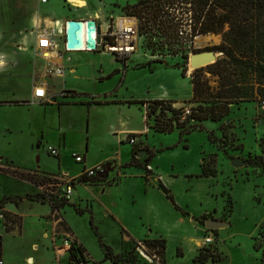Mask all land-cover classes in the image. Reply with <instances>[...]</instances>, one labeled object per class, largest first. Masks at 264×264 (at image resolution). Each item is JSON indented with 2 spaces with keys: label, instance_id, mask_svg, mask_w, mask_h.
<instances>
[{
  "label": "rangeland",
  "instance_id": "rangeland-1",
  "mask_svg": "<svg viewBox=\"0 0 264 264\" xmlns=\"http://www.w3.org/2000/svg\"><path fill=\"white\" fill-rule=\"evenodd\" d=\"M40 1L0 0L1 25L9 27L12 23L15 27H20L23 23L29 22L23 33L27 35V40H30L51 31V28L61 30L65 19L69 21L88 18L100 24L108 20L112 24L119 18H125L126 6L136 4L138 0H83L86 5L82 9H75L69 0H47L46 4H41ZM174 1L182 3V0ZM35 17L39 19L37 25L30 28L32 20V24H35ZM15 27L13 26V29ZM227 28L225 27V30ZM221 41V34L199 36L192 50H187L188 57L193 54L192 51L208 52L209 48L220 45ZM152 42L156 43L155 40ZM54 43L57 45L56 51L62 54L60 64L66 71L64 76L48 78L51 79V85L55 90L67 88L77 91L78 94L86 93L80 96H102L119 83V76L104 83L96 79L100 71L112 72L116 66L109 53L104 56L101 49L97 53L91 50L64 52V35L59 33L55 34ZM137 43V50L133 55L134 62L130 65L132 72L129 75V85L120 88L119 99L148 100L167 88H173L180 91L182 96H186L190 78L195 71L193 69L189 72L188 61L181 56H174L162 63L165 66L152 63V71L151 67L137 68L138 65H149L147 62L151 60L148 57L150 52L153 54L147 39L139 35ZM153 48L157 50V45ZM29 51L33 59L37 60L36 64L40 71L45 70L47 60L42 58L34 47ZM158 54L162 55L160 52ZM217 56L222 58V54L218 53ZM183 68H186L185 76ZM69 70L71 72H68ZM205 76L211 81V86H217L215 78L208 73H205ZM5 77L0 75V81ZM22 81L24 84V78ZM9 88L0 85V100L10 99L14 94L20 95L24 90L23 87L18 90ZM57 97H61L60 90ZM185 104L186 102H183L182 106ZM144 108L148 112L149 105L146 104ZM102 110L97 109L93 114L91 126L116 123L119 122L118 118L122 117L121 121L126 122L130 128H146L145 110L141 105H134L129 111ZM13 111H7L5 115L23 117L26 114L23 109L20 110L22 112ZM81 113L82 111L77 109L74 116L73 114L69 116L67 123L61 124L62 130H59L56 122L57 108L54 102H51V109L45 121L29 124L21 130H16L11 137H7V141L11 143L10 148L7 145L6 149L1 146L5 142L4 138L0 137L2 143L0 153L4 151L8 161H12L15 166L25 168L41 166V171L58 175L61 173L58 160L49 154L48 149L62 145L61 171L65 168L69 172L65 180H70L79 175L83 167L82 164L75 162L72 155L81 152V146L85 145L86 138H89ZM5 115L0 109V116ZM179 122H183V119ZM68 125L71 126L70 129ZM147 136V139L143 136L140 140L141 143L148 145L150 151L146 147L133 148L129 143L126 145L119 143V146L116 143H109L103 151L100 150L101 144L99 145L102 138L95 133L90 137L91 142L95 143L90 149L89 158L92 163L107 159L106 166L111 165L108 180H112L117 178L118 165L122 163L121 161L132 158L130 150L133 148L135 157L133 156L132 164H142L144 167L145 162L150 160L149 165L153 167L155 173L166 178V185L170 187L169 194L178 209L158 184H148L146 178L132 181L133 184L130 186L132 188L126 187L121 193L119 192L123 189L121 187L112 185L113 187L108 189L106 184L90 185L79 182L77 178L73 196L59 210V217L62 220L50 217L51 222L57 223L54 229L57 233L56 239L53 240L54 244L62 246L63 238L62 240L60 238L73 232L86 250L89 264H123L105 260L101 242L109 247L115 256L128 257L130 264H264V152L259 147V142L264 136V107L260 101L231 105L229 115L221 122L204 121L200 124L190 121L182 132L176 127L170 133H156L149 129ZM115 150L119 151V157L111 159ZM203 158H206V162L211 160L207 169L214 170L215 176L200 177ZM236 159L243 164L234 166ZM109 160L111 161L108 162ZM140 171L144 174V168L134 166L127 172L130 175ZM56 175L40 179L41 186L47 189L45 193L58 201L67 181H61ZM27 189L28 186L16 181H12L9 188L0 182V194L25 195L28 193ZM122 194H126L127 203L121 198ZM141 199L145 202L142 206H148L151 202L162 207L163 234L168 241L165 256L159 249L145 245L144 241L130 243L122 233L117 216L127 215L132 216L129 220L133 222L129 229L135 239L145 238L150 234L149 229L143 225L144 220L139 219L142 211L139 204ZM47 209V205L30 206L27 201H23L20 207L24 217L23 234L15 231L4 232L3 237H0V258L4 253L6 264H27L28 256L34 258V264H58L53 253V243L50 244L43 237L45 231H50L47 221L40 218L45 215ZM180 215L185 216L184 223L177 221ZM13 220V217L9 220L7 218L3 224L4 228L11 231L18 227L20 231L21 224ZM211 220L221 223L222 226L207 229L206 222ZM206 235L213 238V243L208 247L202 245ZM33 244L38 245L37 251L32 249ZM46 248H49L51 253H48ZM199 253L215 257L216 262H213L212 258L193 262Z\"/></svg>",
  "mask_w": 264,
  "mask_h": 264
},
{
  "label": "crops",
  "instance_id": "crops-1",
  "mask_svg": "<svg viewBox=\"0 0 264 264\" xmlns=\"http://www.w3.org/2000/svg\"><path fill=\"white\" fill-rule=\"evenodd\" d=\"M87 2V1H86ZM86 9V8H85ZM83 9V10H85ZM77 11H81V10H77ZM37 20H39L38 18L35 17V24H31L29 25L30 28L34 27L37 25ZM56 20V19H55ZM68 19L63 20L62 22V28L64 23L66 24V21ZM83 20H89L88 18H84ZM108 22V20H105L101 25H106V23ZM11 26L9 27H3V25H1L0 23V75H5L6 77L3 78L0 81V85H3L6 87H10L11 88H17L16 90H18L19 88L23 87V93L22 94H14L13 97H11L10 99H2L0 100V109L1 112L4 113V115L6 114L7 111H12L17 113L22 112L20 111L21 109L24 110V113H26L23 117L21 116H11V115H5L3 117L0 116V137L4 138V145H1L2 143H0V145L6 149L7 146L8 148H10L11 143H9V141H7V137H11L13 134L16 133V130H21L23 127L29 125V124H38L41 121H45L46 120V116L48 115L50 109H51V102H54V105H56L57 108V115H56V122L57 125L59 127V130H62V123L65 124L67 123V120L69 118L70 115L74 116V113L77 109H80L82 111L81 113V119L84 121V125L86 124V135L89 136V138H86V142L85 145L81 146V152H77V154L81 155L83 157V162L82 163H77V164H82V171L79 175H76L74 178L72 179H76L79 178L82 174V172L85 169L88 168H93L97 165L100 164H104L106 165L107 159L106 160H99L95 163H92V161L89 158V153H90V149L94 146V141L91 142L90 137L93 136V134L96 133V135H99L102 140L99 143L100 146V150H105L108 147L109 143H116L117 145L120 143L122 145H126L128 144L126 142V138L129 134H137L140 137L145 136L146 139L148 138V133H149V128L146 125V128L144 129H135V128H130L127 126V123L122 120V117L118 118L119 122L116 123H110L107 125H101V126H91L92 122L91 119L93 118V114L97 111V109H109V110H113L116 111L117 109H124V110H131V107L134 105H140V104H130V102L132 101H165L168 102L172 107L174 108H181L182 103L186 102L185 106H191V104L189 103V101L192 98L193 95V85L191 82V78H190V84L188 86V94L186 96H182L180 94V91H177L173 88L171 89H166L165 91H159V93L153 97H151V99L148 100H134V99H119V90L120 88H122L123 86H127L129 85L128 80H129V75L132 72V70H130V65L134 62L133 61V56L132 59L130 61V63L128 64V66L125 67V65L119 61H117L114 56L112 54L111 57L114 59V61L116 62V66L114 67L112 72H102L100 71L97 75H96V79L98 81L101 82H105L107 80H113V78H115V76H119V83L117 84V86L112 87L108 92L104 93L102 96L98 95V96H90V95H84V96H80L81 94H86V93H79L76 91H73L72 89H67V88H61L59 89L61 91V97H57L59 90H55V87L51 85V77H60V76H56V75H52V76H48L46 73V69L47 67L50 65L51 67H60L63 70V75H65V69L63 68V66L60 64L61 59H62V54L59 52H57V45L55 44V47L50 51L49 53V58H46L47 62H46V67L45 70L42 69V72L40 71L41 69L38 68V65L36 64L37 60L33 59V56L30 54V51H32V48L35 46V44L37 43V39L31 38L30 40H27V35H25L23 33L25 27H28L29 22H25L22 25H20V27H15V25H13L12 23H10ZM27 24V25H26ZM97 24H100L99 22H97ZM13 26L15 27L13 29ZM8 28V29H6ZM52 29V28H51ZM56 32V30H54ZM55 37V36H54ZM54 37H53V41H54ZM65 43V41H64ZM29 49V50H28ZM101 49V48H100ZM99 50V49H98ZM92 51V52H96L97 51ZM104 53V56L108 55L105 50L101 49ZM64 52L65 51L64 49ZM100 53V52H99ZM52 55V57H51ZM109 55V56H110ZM162 66H165L163 64H160ZM136 65L133 66V68H135ZM152 71V65H138L137 68H150ZM136 68V69H137ZM68 72H71V70H69ZM122 72V74H121ZM23 74V75H22ZM24 78V84L22 79ZM30 78V79H29ZM44 87L46 89V94L49 97V102L47 103H43V104H38L36 102L33 101V95L35 92V89L38 87ZM60 95V94H59ZM142 106V105H141ZM143 109L145 110V106H142ZM84 111V113H83ZM104 111V110H102ZM72 112V113H71ZM89 122V123H88ZM85 127V126H84ZM68 128L70 129L71 126L68 125ZM157 133V132H156ZM142 142V141H141ZM140 142V143H141ZM139 143V144H140ZM137 144V147H146V149H148V151H150L148 145L141 143L140 145ZM7 145V146H6ZM119 146V145H118ZM136 146H133L136 147ZM121 147V146H120ZM130 150V155H131V159H124L122 160L119 165H118V171L116 174L117 178H113L112 180H108V176L105 179H101L102 182H96V183H90V185H96L98 183H102V184H106L108 185V189H111L114 185L116 187H121L123 188L122 190H120L119 192H123L125 191L124 188L126 187H130L132 186L133 182L132 181H139V179H143L146 178V182L148 184H158V187L160 188V183L163 184V186L169 190V186L166 185V178L163 175L160 174H156L153 167L150 166V170H145V165L147 163V161L143 165L141 164H132V159L133 156L135 157V151ZM58 149L60 150V154L58 157H55L58 160V165H59V170L61 173H59L58 175L50 173V172H45V171H41V166H36L35 168H25V167H20V166H15L13 165V162H9L8 161V156L6 157V154L0 153V169H3L4 171L0 170V182L2 184H4L7 188H9L11 186V182L12 181H16L18 183L24 184L26 186H28L27 192L25 193V195H15V194H10V193H1L0 194V201L6 198H9L10 200L6 203L3 202V205L5 207V211H6V215L8 220L13 217V221L19 222L21 224V229L19 231L18 227H14V229H12L11 231H7L4 228V222L0 221V237L4 235V232H18L20 235L23 234L24 232V217L21 214L20 211V207L23 203V201H27L29 203V205L31 206L34 204H41V205H47L48 209L47 212L45 213V215H42L40 218L44 219L45 221H47L49 227H50V231L47 232L45 231L43 233V237L44 239H46L50 244L51 242L53 243V248H54V254L55 257L58 261V264H66L67 260H68V252L65 249H61V246H57V244H54L55 238V234H57L55 232V228L57 226V223L51 222V216L52 218H56L58 217V219H61L59 217V211H55L52 213V204L49 201V199H45V202H38V201H31L26 199L27 195H36V194H44L46 197H48L47 192L45 193V191H47L46 188L42 187V179H40L41 177H46V176H50V175H56V177H58L61 181H68L65 180V177L68 176V171L62 168V149L63 146L59 145ZM102 151V152H103ZM73 157V156H72ZM119 157V151L115 150L113 152V155L111 157V159H116ZM138 157V156H136ZM111 160H109L108 162H110ZM134 166H139L141 168H144V174L142 173V171L137 172V174H132L130 173V175H128V169L130 167H134ZM107 167V166H106ZM127 170V171H126ZM15 173H25V174H31L34 179L37 181V184H34L32 182L23 180L21 178H19V176H17V174ZM140 174V175H138ZM143 174V175H141ZM201 175V172H200ZM39 177V179H38ZM202 177V176H200ZM202 178H210V177H202ZM70 179V180H72ZM133 179V180H132ZM39 180V181H38ZM105 180V181H104ZM170 180V179H169ZM150 182V183H149ZM49 186V185H47ZM44 188V189H43ZM132 188V187H130ZM154 188V187H153ZM170 191V190H169ZM105 192V191H104ZM119 194V193H118ZM126 194H122V199L124 200L125 203H127V198L125 196ZM73 196V195H72ZM121 200V199H119ZM49 201V202H48ZM123 202V201H121ZM141 206V214L139 219L144 220V226L146 228L149 229V235L144 238H140V239H135L133 237V235L130 233V229H129V225L131 224V222L129 219L132 218V216H127V215H123L122 217L117 216V218L119 219L118 222L121 226L122 229V233L125 234V238H127L129 240L130 243L133 242H138V241H143L145 239H158V238H164L166 239L165 235L163 234V230H164V221H163V216H164V212L162 210V207L160 205H155L153 203H149L148 206H142L143 204H145V202H143V200L141 199V202L139 203ZM92 208V205L91 207ZM111 213L113 214V212L111 211ZM135 215L137 216V214L135 213ZM50 220V221H49ZM62 220V219H61ZM186 220L185 216L180 215L178 216V222L179 223H184V221ZM130 221V222H129ZM51 226H52V231H51ZM72 232V230H71ZM73 233V232H72ZM69 233L67 235H69L71 240H74L75 242H77L78 245H82L81 242L77 239V237L74 235V233ZM59 234V233H58ZM61 234V233H60ZM206 236H210V235H206ZM1 237V238H2ZM63 236L60 238L62 240ZM167 241V239H166ZM47 242V243H48ZM168 242V241H167ZM167 245V244H166ZM202 245H203V241H202ZM33 246H38L37 244H33L32 245V249ZM38 249V247H37ZM46 251L48 253L50 252L49 248H46ZM165 256V254H164ZM0 260H2L3 264H6L5 258H4V253H2V257L0 258ZM34 258L32 256H28L26 258V262L27 264H34Z\"/></svg>",
  "mask_w": 264,
  "mask_h": 264
},
{
  "label": "trees",
  "instance_id": "trees-1",
  "mask_svg": "<svg viewBox=\"0 0 264 264\" xmlns=\"http://www.w3.org/2000/svg\"><path fill=\"white\" fill-rule=\"evenodd\" d=\"M174 0H138L136 4L126 6L125 16L135 17L140 22V30L144 39H147L149 48L155 52H167L174 56H181L185 61L188 59V51L183 44L177 40L176 28L173 24L175 16L170 13L167 4H174ZM183 4H189L192 12L193 31L196 36L208 34H221V43L209 48L222 54L215 63L194 71L191 77L193 95L191 114L183 119L181 109L172 107L165 101H132L130 104L149 105L146 114V124L157 133H170L176 127L181 132L186 129L190 121L202 123L204 121L221 122L230 113L231 105H239L243 102H256L264 107V0H182ZM225 27H228L225 30ZM143 31V32H142ZM155 40V42H152ZM157 45V50L153 48ZM193 53L203 51L196 50ZM160 63L155 60L148 62ZM183 76L186 68L182 69ZM210 74L217 81V86H211V81L205 76ZM152 116V117H151ZM151 118V119H148ZM148 119V120H147ZM152 122L151 124L148 123ZM189 133V132H187ZM264 136L259 142V147L264 152ZM149 161L145 165H149ZM211 161V160H210ZM203 158L201 165L202 177L215 176L216 172L209 171L210 164ZM135 164V163H134ZM4 171L3 169H0ZM19 178L37 184L31 174L15 173ZM79 182L90 184L102 181L95 177L86 180L81 175ZM167 198L175 205L173 197L169 194L162 183ZM26 199L31 201H45L49 199L52 204V213L59 211L69 200L60 198L58 201L44 194L27 195ZM6 198L0 203H6ZM176 207V205H175ZM178 209V207H176ZM231 211V210H230ZM144 244L150 248H157L165 254L167 241L164 238L145 239ZM104 250L105 260L113 263L130 264L128 257L115 256L111 249L101 242ZM72 258L77 261L87 262L86 250L82 245L73 246L70 251ZM215 257L199 253L193 262H201ZM97 264V263H94Z\"/></svg>",
  "mask_w": 264,
  "mask_h": 264
},
{
  "label": "built area",
  "instance_id": "built-area-1",
  "mask_svg": "<svg viewBox=\"0 0 264 264\" xmlns=\"http://www.w3.org/2000/svg\"><path fill=\"white\" fill-rule=\"evenodd\" d=\"M47 0H41V4H46ZM179 5H183L184 7H179ZM167 8L175 16L174 25L176 28V34H177V40L180 44H183L187 50H192L196 39L199 36H196L193 31V22H192V12L190 9L189 4H183L179 1H175L174 4L168 3ZM120 19V20H119ZM110 24L109 22L106 23V25L97 24L101 27V34L99 35L100 43L97 45L96 50L103 49L106 52L112 54L114 58L123 63L126 66L130 63L132 56L134 55L135 51L137 50L138 45V38L141 34L140 30V22L135 17H125V18H119ZM127 21V24L120 26V21ZM130 21H132L130 23ZM65 31H66V24L63 25V28L59 31H54L51 29V31L36 36L37 43L35 44L34 48L36 51L40 52V56L44 59H46V55L49 56L50 51L55 47L53 37L56 33L64 35V41H65ZM51 32V33H50ZM142 38H144L142 35H140ZM64 49L67 52H75L70 51L66 48L64 43ZM87 51V49H85ZM95 50V51H96ZM82 51V50H79ZM77 52V51H76ZM150 56L148 57L149 60L155 61L159 59L164 63L167 58H172L174 55H171L170 53H162L161 56H159V52H155L152 54L150 52ZM157 54V55H155ZM177 56V55H176ZM179 56V55H178ZM149 61V62H151ZM188 61V59H187ZM148 63V62H147ZM46 73L48 76L56 75V76H62L63 70L60 67H51L50 65L46 69ZM33 101L38 104H43L49 102V97L46 94V89L42 86L35 89L34 95H33ZM181 115L179 116L181 119H184L185 117L189 116L191 114V106H183L181 108ZM147 114V110L145 109V115ZM141 137L137 134H129L126 138V142L131 144L132 146H136L141 142ZM48 152L50 155L54 157H58L60 154V150L58 148L49 147ZM73 158L76 163H82L83 157L79 154L74 153ZM147 170H150V166H147ZM106 172V165L100 164L93 168L85 169L82 172L83 178L86 180L92 179L95 177H98L99 175H103ZM77 179V178H76ZM74 183L75 179L68 180L65 186L62 189L61 198L65 200H70L71 196L73 195L74 190ZM7 219L5 207L3 203H0V221L5 222ZM213 243V238L211 236H205L203 238V246L208 247L209 244ZM78 246L77 242L74 240H71L69 235L63 236V245L60 247L61 249H65L68 252V260L66 264H89L90 261L86 256L87 262L83 261H77L74 258H72L70 251L72 250L73 246ZM140 247H143L141 244H139ZM0 264H3L2 260H0Z\"/></svg>",
  "mask_w": 264,
  "mask_h": 264
},
{
  "label": "water",
  "instance_id": "water-1",
  "mask_svg": "<svg viewBox=\"0 0 264 264\" xmlns=\"http://www.w3.org/2000/svg\"><path fill=\"white\" fill-rule=\"evenodd\" d=\"M85 25L86 28V41L85 46L87 50L95 51L97 45L100 43L99 35L101 34V27L97 25V22L93 19L89 20H69L66 22V31H65V46L70 51H79L81 50L78 47V42L80 38H78L77 33L79 32L80 26ZM95 33V37H92V33ZM218 53L213 51L201 52V53H193L188 57V61L191 62V65L196 69L202 68L208 65L215 63L219 58L217 56ZM212 61V62H211ZM233 163L234 166H241L243 163L236 159ZM110 166L107 165L106 172L103 175H99L98 178L105 179L110 172ZM222 226L221 223L216 221H207L206 228L207 229H215Z\"/></svg>",
  "mask_w": 264,
  "mask_h": 264
},
{
  "label": "bare ground",
  "instance_id": "bare-ground-1",
  "mask_svg": "<svg viewBox=\"0 0 264 264\" xmlns=\"http://www.w3.org/2000/svg\"><path fill=\"white\" fill-rule=\"evenodd\" d=\"M69 3L72 4V6L75 8V9H82L85 7L86 3L83 1V0H69ZM132 21H130L131 23ZM127 24V21H120V26L124 25V24ZM49 25H52V23H48ZM86 28H85V25H82L80 26V29H79V32L77 33V36L78 38H80V41L78 42V47H80L81 50H85L86 49V46H85V41H86ZM92 37L94 38L95 37V33L93 32L92 33ZM47 58H49L48 55H46ZM52 57V55H51ZM188 66H189V72H191L193 69H195L192 65H191V62L188 61ZM38 246H33V250L34 251H37ZM147 259V258H146Z\"/></svg>",
  "mask_w": 264,
  "mask_h": 264
}]
</instances>
